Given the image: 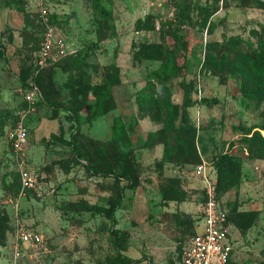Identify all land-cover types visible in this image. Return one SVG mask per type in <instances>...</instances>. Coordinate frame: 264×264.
<instances>
[{"label": "rangeland", "instance_id": "1", "mask_svg": "<svg viewBox=\"0 0 264 264\" xmlns=\"http://www.w3.org/2000/svg\"><path fill=\"white\" fill-rule=\"evenodd\" d=\"M100 4L110 16L94 0H0V264H181L222 155L236 159L216 193L233 220L227 264H264V0ZM47 28L66 50L29 108ZM110 79L94 118V87ZM18 230L41 243L23 248Z\"/></svg>", "mask_w": 264, "mask_h": 264}, {"label": "built area", "instance_id": "2", "mask_svg": "<svg viewBox=\"0 0 264 264\" xmlns=\"http://www.w3.org/2000/svg\"><path fill=\"white\" fill-rule=\"evenodd\" d=\"M173 0H155L158 6L172 2ZM43 16L46 14L42 10ZM66 50L63 39L57 38L51 28H47L42 36L38 51L35 53V66L38 70L48 66L56 55ZM36 71V72H37ZM39 99V93L35 87L24 95V101L29 108ZM10 147L14 152H20L27 143V130L23 121L17 122L8 134ZM203 167H198L199 175ZM203 174V173H202ZM22 180L30 181L28 173H21ZM204 178V203L201 204V214L198 221V231L189 240L181 258V264H227L232 250L230 233L228 231L227 214L221 209L216 199V181ZM19 245L33 247L41 243L40 235L26 230L17 231ZM18 245V244H17ZM17 249V248H16Z\"/></svg>", "mask_w": 264, "mask_h": 264}, {"label": "trees", "instance_id": "3", "mask_svg": "<svg viewBox=\"0 0 264 264\" xmlns=\"http://www.w3.org/2000/svg\"><path fill=\"white\" fill-rule=\"evenodd\" d=\"M173 1L174 2H176V1L177 2H181V1H186V0H173ZM94 3L96 4V6L100 9V11L104 15L110 16L109 12L105 11V9L103 8V6H101L100 0H94ZM37 51H38V49H37ZM34 61H35V57L33 58L32 64H31L30 69H29L28 79L23 82V85H24V87L27 88V90H29V89H31L33 87H35L37 89V91L39 93V99L36 101V103H38V102H41V99H43V96H42V94L40 92L39 87L37 86L36 80L39 77V74L41 73V71L44 70V69H41V70H38L37 71V68L35 66ZM114 84H115V82L112 79H110L109 82H106L103 85H99V86H95L94 87V95L96 97V104H95V109H94V114H93V117L94 118L95 117L102 116V115L105 114L106 108L108 107L110 95H111V89H112V87H113ZM212 102L214 104H216L217 103V100H212ZM2 126H3V123L0 122V127H2ZM123 145H124V143L122 142V147H123ZM124 148H125V146L123 147V149ZM235 160L236 159H234L233 157L227 156V155H222L221 157H219L216 160L215 166H216V168L219 169V172H220L219 175H218V181H217V185H216V193L218 192V189H221L222 187L223 188L227 187V184L225 182L224 183L222 182L223 177H225V174L221 173V171H220L221 165H224V164H230L231 165V162L232 161L234 162ZM231 173L232 172H230L228 175H231ZM123 177H124L123 180L128 181V182L131 181V178L128 175L124 174ZM225 184H226V186H225ZM127 187L128 188H131L130 184L127 185ZM204 201H205V198L203 197V202L202 203H204ZM120 204H121V198H118V199H116L114 201V203L110 207L111 214H113L116 210L119 209ZM225 212L227 214V223L228 224L233 223V220H232L229 212L226 211V210H225ZM111 219H112V221H114L113 220V216H111ZM5 224H6L5 221H1L0 220V235H2V232L4 233V230L6 229V225ZM194 235H195V233L191 236V238ZM181 253H182V255H181V258H182L184 251L181 252ZM116 262L119 263V264H138V263H140L139 260H130L128 258H120ZM228 262H229V259H228Z\"/></svg>", "mask_w": 264, "mask_h": 264}]
</instances>
